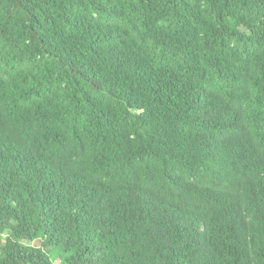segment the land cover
Returning <instances> with one entry per match:
<instances>
[{"label":"trees","instance_id":"1","mask_svg":"<svg viewBox=\"0 0 264 264\" xmlns=\"http://www.w3.org/2000/svg\"><path fill=\"white\" fill-rule=\"evenodd\" d=\"M0 264H264V0H0Z\"/></svg>","mask_w":264,"mask_h":264}]
</instances>
